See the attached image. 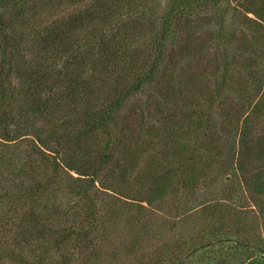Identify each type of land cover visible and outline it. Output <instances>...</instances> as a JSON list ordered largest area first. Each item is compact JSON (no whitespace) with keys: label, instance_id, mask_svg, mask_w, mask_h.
I'll use <instances>...</instances> for the list:
<instances>
[{"label":"trees","instance_id":"16d2710c","mask_svg":"<svg viewBox=\"0 0 264 264\" xmlns=\"http://www.w3.org/2000/svg\"><path fill=\"white\" fill-rule=\"evenodd\" d=\"M0 264H264V0H0Z\"/></svg>","mask_w":264,"mask_h":264},{"label":"rangeland","instance_id":"374dc122","mask_svg":"<svg viewBox=\"0 0 264 264\" xmlns=\"http://www.w3.org/2000/svg\"><path fill=\"white\" fill-rule=\"evenodd\" d=\"M166 0H155V4L160 6L161 9H164ZM229 181V179L227 180ZM224 185L217 190V193L223 188ZM229 188V200H226L222 206V211L230 212L233 214H241L245 216L248 220L255 221L257 218L256 209L251 206V204L247 201L245 194L241 191L237 182H233L232 184H228ZM216 190V189H215Z\"/></svg>","mask_w":264,"mask_h":264}]
</instances>
